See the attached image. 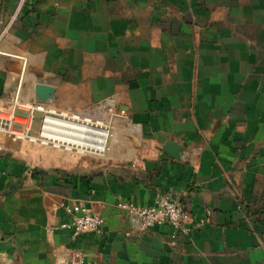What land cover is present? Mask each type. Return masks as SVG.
Listing matches in <instances>:
<instances>
[{"label": "crops", "instance_id": "0c3cea01", "mask_svg": "<svg viewBox=\"0 0 264 264\" xmlns=\"http://www.w3.org/2000/svg\"><path fill=\"white\" fill-rule=\"evenodd\" d=\"M36 83L54 87L49 101ZM11 108L35 137L69 127L44 119L53 109L109 138L57 148L0 133V264L73 251L84 264H264V0H0ZM163 196L183 210L174 239L120 207ZM62 202L101 231L72 237Z\"/></svg>", "mask_w": 264, "mask_h": 264}, {"label": "built area", "instance_id": "2783aa9c", "mask_svg": "<svg viewBox=\"0 0 264 264\" xmlns=\"http://www.w3.org/2000/svg\"><path fill=\"white\" fill-rule=\"evenodd\" d=\"M17 105V99L14 101ZM46 117L55 118L60 117L67 120H80L77 115H68L66 112H56L53 109L47 110ZM14 109L8 111H0V133L6 135L12 140H27L29 142L39 141L44 145L50 144L53 147H60L59 143H55L49 138L35 137L30 133V126L22 122L25 126L19 130L15 128ZM65 149L70 150L72 147L65 145ZM60 206L68 215V220L61 226L71 230L72 237L78 236L83 232L98 233L101 231L103 225L102 217L93 214L86 206L77 203L62 202ZM128 215L134 217L141 229H149L152 227H160L168 225L173 229L171 238L174 239L177 233H186L187 229L182 227L183 210L182 207L171 200L168 196L159 198L151 206H136L132 203L122 202L120 204ZM63 264H84V254L81 251H73L62 260Z\"/></svg>", "mask_w": 264, "mask_h": 264}, {"label": "bare ground", "instance_id": "6f19581e", "mask_svg": "<svg viewBox=\"0 0 264 264\" xmlns=\"http://www.w3.org/2000/svg\"><path fill=\"white\" fill-rule=\"evenodd\" d=\"M89 121L90 119H85V120L81 119L78 121L74 119L70 122L68 128H63V126H61L62 124L58 122L59 126H57L56 128L57 132L47 136L49 139L58 140L59 142L63 141L64 143L68 142L73 144L79 143V144H85L89 147H96L101 149L104 146L105 141L107 139L108 129L107 127L103 126L101 122L96 121V123H91ZM48 126L49 125L47 122L45 123V125H43V127L46 128V130ZM81 137H87L88 142H86L85 140H81ZM54 142L58 143L57 141Z\"/></svg>", "mask_w": 264, "mask_h": 264}, {"label": "water", "instance_id": "95a60500", "mask_svg": "<svg viewBox=\"0 0 264 264\" xmlns=\"http://www.w3.org/2000/svg\"><path fill=\"white\" fill-rule=\"evenodd\" d=\"M54 87L44 83H36L34 85V93L38 96L37 100L40 102H47L53 97Z\"/></svg>", "mask_w": 264, "mask_h": 264}, {"label": "rangeland", "instance_id": "374dc122", "mask_svg": "<svg viewBox=\"0 0 264 264\" xmlns=\"http://www.w3.org/2000/svg\"><path fill=\"white\" fill-rule=\"evenodd\" d=\"M38 120H39V119L37 118V122H38ZM108 138H109V134H108V136H107V141H108ZM73 151H75V150H73Z\"/></svg>", "mask_w": 264, "mask_h": 264}]
</instances>
